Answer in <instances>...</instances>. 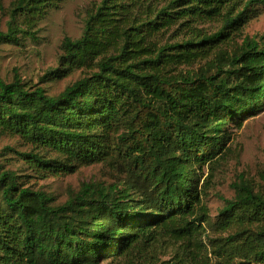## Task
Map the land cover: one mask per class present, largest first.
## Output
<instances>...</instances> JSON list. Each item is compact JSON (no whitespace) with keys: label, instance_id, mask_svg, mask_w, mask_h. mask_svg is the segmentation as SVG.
Masks as SVG:
<instances>
[{"label":"trees","instance_id":"16d2710c","mask_svg":"<svg viewBox=\"0 0 264 264\" xmlns=\"http://www.w3.org/2000/svg\"><path fill=\"white\" fill-rule=\"evenodd\" d=\"M57 1L14 0L8 30L0 26V46L19 44L29 33L20 19L35 27ZM139 1L103 0L89 8L82 37L64 39L60 67L48 76L93 72L60 95L48 96L19 78L12 83L0 79V134L20 136L32 145L31 152L20 154L31 169L59 176L102 163L112 153L109 134L123 124L117 157L131 179L123 188L84 183L56 206L0 162V264H100L108 259L159 264L154 251L159 245L176 248L174 257L161 264H200L192 238L208 212L197 171L223 155L230 140L226 128L264 103L263 39L247 38L233 47L227 39L264 10V0H170L135 27L126 17ZM218 18L223 25L212 35L160 49L147 40L176 26L194 29L196 23ZM144 27L146 36L132 34ZM212 55L198 72L171 75L179 66ZM161 64L170 70L161 73ZM142 88L153 96H145ZM232 187L235 198L221 211V225L244 229L226 243L234 255L264 258V229L254 236L245 228V223L264 222V194L244 177ZM238 241L243 242L236 248Z\"/></svg>","mask_w":264,"mask_h":264},{"label":"rangeland","instance_id":"374dc122","mask_svg":"<svg viewBox=\"0 0 264 264\" xmlns=\"http://www.w3.org/2000/svg\"><path fill=\"white\" fill-rule=\"evenodd\" d=\"M14 0H0V26L6 32L10 22L9 8ZM103 0H59L57 7L51 8L48 15L37 22L35 27L25 25L24 18L20 19V27L26 33L22 35L19 44L5 43L0 46V79L12 83L19 78L30 88H43L48 96L60 95L68 86L79 79L89 76L93 70L75 71L62 79H55L48 74L60 67V57L63 54L62 44L65 38L77 40L84 33L87 11L93 4ZM170 0H141L131 7V13L126 17L135 27L147 23L150 12L163 8ZM263 7H261L262 10ZM218 18L211 21H201L194 24V29H181L178 26L160 34L148 37L149 44L157 49L170 47L182 40L204 35H212L223 25ZM33 35H31V34ZM139 35L148 33L147 27L142 31H133ZM263 39L264 41V10L248 21L238 32H233L227 39L231 47L243 44L244 40ZM225 44L220 45V47ZM230 48V47H229ZM199 60L193 65H183L171 70V75L179 72H198L207 61ZM167 73L170 69L161 64L158 69ZM176 70V71H175ZM145 96L152 97L144 88ZM127 109V108H126ZM132 110V109H131ZM131 110L127 111L129 116ZM123 124L114 127L109 134L111 155L106 161L95 165H80L75 173L52 176L39 174L31 169L20 154L33 150L31 144L20 136L0 134V162L6 170L16 172L20 183L26 188L42 191L53 199V205H63L78 192L84 183H96L108 188L113 185L126 187L131 181L127 165L117 157L119 136L123 133ZM230 138L223 155L214 165H208L203 171L198 170V179L203 206L207 209V222L194 234L191 249L198 255L200 264H264V258L254 254L245 259L234 255L235 250L227 245L226 240L242 231L239 224L230 227L222 226L221 211L227 201L235 198L233 184L240 177L250 180L257 192L264 194V103L256 113L232 123L226 128ZM53 157L54 154H51ZM138 199L139 196H136ZM3 208L0 196V209ZM245 228L251 235L257 236L264 229V222L245 223ZM244 229V228H243ZM243 241L235 244L240 246ZM224 246L225 248H221ZM159 264L168 263L175 255L176 248L169 245H159L154 250ZM233 261L231 260V256ZM236 256V257H235ZM100 264H126L123 259H108Z\"/></svg>","mask_w":264,"mask_h":264}]
</instances>
